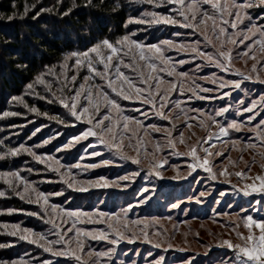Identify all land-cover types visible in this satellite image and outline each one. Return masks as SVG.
<instances>
[{
	"label": "snow or ice",
	"instance_id": "1",
	"mask_svg": "<svg viewBox=\"0 0 264 264\" xmlns=\"http://www.w3.org/2000/svg\"><path fill=\"white\" fill-rule=\"evenodd\" d=\"M91 2L92 0H86L85 6ZM135 2L150 5L154 9H160L165 5L178 7L171 8L167 14L155 10H143L138 17H129L125 27L130 23L178 26L190 29L191 32L183 34L175 32L174 35L187 36L199 32L203 41L195 39L177 43L172 39H163L157 43H145L134 38L136 31H132L115 40L102 38L83 49L69 50L58 65H46L45 69L37 73L33 81L26 86L39 100H44L48 104H58L64 110L63 113L41 112L38 107L24 103L21 96H14L12 100L24 103V107L29 112L55 121L64 127L75 128L80 125L79 131L72 134L62 145H57L55 150L57 152L69 150L81 141H86L87 143L82 145L84 154L101 157V161L62 163L56 156L38 154L35 151L62 135L59 132L43 139L42 143L30 146L20 143L17 147L9 148L0 159L26 153L38 164L45 165L47 169L59 174L68 189L85 193L94 188L130 187V183L124 182H134L141 176V172L145 171L141 167L144 160H148L144 179L149 176L162 178L161 169L169 161L163 156H158L157 153H162L166 148L170 149L173 155L189 158L188 175L197 169H202L210 180L217 181L223 178L228 184L232 183L231 177L234 175L238 178L239 184L232 185L233 189L242 193L244 197H253L247 202V206H239L235 220L224 224L235 233L238 242L232 239H219L216 246L227 251L216 260L210 261V264H264V173L252 175L251 164H246L247 171L230 172L228 166L216 171L213 158L224 156V153L211 150L216 148L218 143L230 144L233 149L241 152L249 149H264V116H261V111L264 110V94L249 101L236 98V105L225 101V98H233L234 90L247 95L248 90L243 86L244 82L253 80L251 73L246 74L233 67L234 59H244L245 64L247 60L254 61L251 72H256L255 80L264 84V79H261L257 71L258 64L264 68V63L260 62L264 59V0H135ZM252 9L259 11L252 12L250 11ZM68 11L70 12L71 9ZM64 15H68V12ZM9 19L12 17L10 16ZM202 43L206 47L210 46L214 51L201 48ZM229 45H244V47L234 55L233 47ZM171 50L191 53V61H195L197 57L201 58L203 63L197 64L195 66L197 69L211 65L224 75L212 73L210 78L200 77L214 87L198 84L188 71L178 68L189 63L190 60H173V57L168 55ZM36 85L43 86L44 94L35 90ZM204 93H217V95L208 96L203 95ZM193 100L225 102L209 113L202 107L190 105L189 102ZM245 113L248 115L245 116ZM0 115L10 117L21 113L4 111ZM181 116L185 118V127L188 129L199 127L205 132V136L198 138L196 143H188L183 128H177L175 123ZM257 116H261L258 121ZM153 121H167V124ZM253 121L256 122L253 124ZM245 128L254 135L247 139L233 137V133H241ZM40 131L41 128L37 127L31 135L35 136ZM153 133L162 135L152 137L153 150L149 152L145 138L152 136ZM192 135L195 133L193 132ZM161 140L164 143H161ZM178 144L184 145L185 151H179ZM98 146L113 152L122 161H130L137 165V169L119 175L115 180L102 175L96 179H77L73 169L87 172L101 165L114 163L111 159L103 158L102 151L97 150ZM126 148L132 149L135 155H129L125 151ZM201 152L203 155L200 154ZM258 154L264 156V152ZM84 158L83 155L79 156L81 161ZM225 159H228L229 166H238L230 156ZM239 159L243 161V156L241 155ZM261 168L264 169V165H261ZM62 169L66 171L62 172ZM27 170L33 171L32 168ZM180 178L177 170V175L172 179ZM0 179H3L21 200L35 204L40 209V211L9 209L10 213L22 211L25 215L37 217L44 224L50 225L47 231L43 232L21 227L20 223L3 224L0 227L7 235L35 245L51 257H63L72 264H89L81 255L85 253L87 247L86 255L97 258L91 264H101L100 258L104 257L108 258L109 264H114L112 255L116 251L115 246L121 241L127 240L131 244L142 235L145 242H152L149 228L157 224L158 220L156 218L149 220L147 217L130 219V214L135 208L151 199V195L147 194L154 193V187L143 185L137 189L138 198H136L137 194H134L136 203H128L126 207H121L119 212H107L98 207L86 211L79 207H63L61 204L52 203L50 197L63 196V190L40 191L31 181L25 179L19 170L0 171ZM6 194L5 191H0V197H5ZM207 194L201 191L199 196L204 197ZM253 194H259V198ZM219 195L223 197L225 193L221 191ZM69 199L65 197L66 201ZM196 203L200 204L202 201L196 198ZM171 207L178 208L179 205L172 204ZM219 215L231 214L219 213ZM167 219L171 220V216ZM84 224H103L106 227L91 229L79 227ZM241 227L245 231H240ZM70 233L72 235H69ZM155 234L160 235L161 232L158 230ZM89 240L105 241L112 247L98 251L87 245ZM9 246V244H0V248ZM153 246L160 247V244L156 243ZM169 247L172 245L169 244ZM205 247L211 246L205 245ZM33 259L36 260V264H53L51 259ZM161 260L163 257L156 260L155 264H161ZM0 264H30V261L0 260ZM132 264H135V261Z\"/></svg>",
	"mask_w": 264,
	"mask_h": 264
},
{
	"label": "trees",
	"instance_id": "2",
	"mask_svg": "<svg viewBox=\"0 0 264 264\" xmlns=\"http://www.w3.org/2000/svg\"><path fill=\"white\" fill-rule=\"evenodd\" d=\"M85 5L86 0H0V114L4 111L21 113V115L10 117L0 115V156H3L9 148L17 147L20 143L29 146L42 143L43 139L59 132L62 135L50 143H54L53 147L48 148V145H44L35 149L38 154L55 156L52 152L56 146L62 145L72 134L79 131L78 125L75 128L64 127L55 121L33 114L24 107V103H26L29 106L38 107L41 112L48 111L50 114L64 112L58 104H48L44 100H39L26 87L28 83L33 81L37 73L45 69L46 65H58L69 50L83 49L102 38L115 40L126 33L136 31V37L134 38L154 42L163 39L173 30L165 27L160 31L159 25H152L147 31H144L143 27L146 25L136 23L127 24V27H125L129 17H138L141 11L152 8L147 4L136 3L135 0H92L91 4ZM69 9H71L70 12ZM65 12H68V15H64ZM10 16L12 19H9ZM19 65H26V67H19ZM196 65L197 61L195 60L178 66V68L182 71H188L193 77H199L195 73L196 69L194 68H196ZM245 85L251 88L257 86V84L250 82H245ZM35 90L44 94L43 86L36 85ZM243 94L245 93L243 92ZM14 96H21L24 103L12 100ZM258 96V89L253 90L251 95H240L233 91V98H225V101L236 105V98L249 101L258 98ZM225 101L219 100L217 104L220 106ZM244 115L247 116V113ZM261 116H264V110L261 111ZM261 116H257L256 120L258 121ZM37 127H40L41 131L32 136V132ZM248 134L249 132L244 129L241 133H233V137L244 138ZM82 145L77 144V146L70 149L69 152L71 153L68 154V161L77 158L78 154L81 153ZM66 151H59L57 155H61ZM28 168H32L33 171L29 172ZM17 170L40 191L63 190L64 193L66 192L60 185V175L47 169L45 165L38 164L30 155L21 153L16 157L7 156L5 159H0V171ZM97 173H100V171ZM144 174L146 176V173ZM137 188H139L138 185ZM176 190H179L178 199H183L192 190L193 193L196 192V189L191 188L188 184H182L179 187L173 186L168 195V200H172ZM0 191L7 193L5 197H0V225L20 223L21 227L44 231L50 227L39 218L25 215L22 211H12L11 213L8 211L9 209L40 211V209L37 205L29 204L16 196L11 188L4 183L3 179H0ZM97 192L99 191L74 193L68 204L73 207L82 205L92 207L99 197H103V200H105L103 204L106 207L112 208L113 205V209H115L118 206V194L115 193L116 197L110 198V192ZM131 198L133 197L127 195L121 203L123 205L128 204ZM184 204L181 205V208ZM210 204H213L212 200L208 206ZM88 242H91V240ZM0 244L10 245L9 247L0 248V260L24 259L30 261V264H36V260L33 258H39L40 260L51 259L53 264H57V262L59 264H72L71 261H67L63 257H51L50 254L44 253L42 249L37 248L35 245L7 235L2 227H0ZM107 247L110 246L106 244L101 251Z\"/></svg>",
	"mask_w": 264,
	"mask_h": 264
},
{
	"label": "rangeland",
	"instance_id": "3",
	"mask_svg": "<svg viewBox=\"0 0 264 264\" xmlns=\"http://www.w3.org/2000/svg\"><path fill=\"white\" fill-rule=\"evenodd\" d=\"M178 7L175 5H165L164 7L160 9H154V8H148L149 10H155L160 11L164 13H168L171 8ZM252 12H258V9L251 10ZM146 26L143 27L144 31H147L151 26L144 24ZM160 31H162L165 27H168L169 29L172 28L173 30L170 31L167 36H165L163 39H172L173 41L177 43L181 42H189L195 39H201L203 41V37L200 35L199 32H197L195 35H180L176 36L174 35L175 32L180 33H188L191 32L190 29H183L179 28L178 26H172V25H159ZM203 29V25L201 26V30ZM161 39V40H163ZM147 41L145 43H157L160 40L151 42L148 40H142ZM215 43H218L214 41ZM247 43V42H246ZM201 48H204L208 51H214L210 46H205L204 43L200 45ZM229 47H233L234 55L237 51H240L243 49L244 45L239 46H232L229 45ZM171 50L168 53L170 56L173 57V60H179V59H186L190 60L191 53L183 52V51H177ZM174 55V56H173ZM246 59V58H245ZM191 61V60H190ZM197 64L203 63L202 59L197 57L196 58ZM261 63H264V59L260 61ZM254 61L247 60V64H245L244 59H234L233 61V67L235 69H239L242 72L248 74L251 73L253 76V80L251 81H245L250 83H255L257 86H254V88L244 86L248 92V95H251L253 90L258 89L259 95L264 94V84H261L255 80L256 72H251V67ZM193 66V65H191ZM194 67V66H193ZM196 69V74L199 75V77L194 76L196 79V82L198 84H201L206 87H214L212 84L206 80L200 79L201 76H208L211 77L212 73H216L217 75H220L219 70L216 69L214 66L207 65L203 67L202 69ZM257 71L259 73V76L261 79H264V68H261L258 64ZM222 75H224L222 73ZM238 78V77H236ZM254 81V82H253ZM244 82V83H245ZM235 92L239 93L240 95H245L243 92H240L239 90H234ZM175 95V94H174ZM203 95L208 96H215L217 94L214 93H204ZM181 99H184L181 97ZM229 99V98H227ZM219 100H193L190 101L189 104L193 105L195 107L199 106L202 107L206 112H213L215 108L219 107L218 103ZM125 104H128V102H124ZM237 103V102H236ZM215 105V106H214ZM248 115V114H247ZM238 120L240 117H236ZM219 119V118H218ZM161 124H167V121H153ZM177 128H183L185 138L188 140V143H196L197 139L200 137L205 136V132L199 128V127H193L192 129H188L185 127V118L181 116L180 119L175 121ZM195 124V122H193ZM79 128L81 127L78 125ZM247 130V128H245ZM195 133V135H192V133ZM161 133H153L152 136L146 137V148L149 152H152L153 150V144L154 140L152 137H160ZM254 134L249 133L246 135L243 139H247L249 137H252ZM190 137V139H189ZM91 139V138H90ZM55 141V140H54ZM51 143V142H50ZM48 144V148L53 147V144ZM86 141H81L80 144H86ZM127 143V141L125 142ZM161 143H164L163 140H161ZM79 144V145H80ZM77 146V145H75ZM74 146V147H75ZM242 146V145H241ZM178 150L183 152L185 151L184 145H177ZM97 150L102 151L103 158L111 159L114 161L113 164L109 165H101V167L96 169H90L87 172H84L80 169H73V173L76 174L77 179H96L99 176H105L106 178L110 180H115L117 176L124 175L126 172H131L133 170L137 169V165L132 164L130 161H122L118 157H116L113 152H110L107 149H104L103 146H98ZM213 152L221 151L224 153V156H215L213 158V164L215 165L214 170L219 171L221 168L228 166V171L234 172L237 170H244L247 171L246 164H251V174L256 175L258 173H264V169L261 168V165H264V156L258 154L261 152H264V149L257 148V149H249L245 150L243 152L239 150L233 149L232 145L230 144H222L218 143L216 148L211 149ZM67 150L66 152H63L61 155H57V152L55 149L53 150V154L61 159L62 163H91V162H100L101 157H92L90 155H85L83 149H81V153L78 154L77 158L75 160L68 161L69 158L68 154L69 152ZM89 151H91L89 149ZM125 151L129 155H135V152L132 149H125ZM143 151V149H142ZM203 155V153H200ZM84 156L85 158L81 161L79 160V156ZM158 156H163L168 159L169 163L167 165H164L161 169L163 173L162 178H158L155 176H149L147 179H144L146 171H147V165L148 160H144V163L141 167L145 169L144 173L141 174L142 177H137L134 182H124V183H130L131 186L128 188H94L90 189L88 192L85 193H91L95 191H99L102 193L110 192V198L116 197L114 195L115 193L119 196L118 199V206L114 208L112 205V208H108L105 206L103 197H99L92 207H85L84 205L80 206L79 208H82L86 211L94 210L96 207L100 208L103 211L107 212H119L121 207H126L128 204L123 205L121 202L122 200L129 195L130 197L134 198V194H137V189L141 188L143 185H147L150 188L154 187L155 192L149 193L147 195H151V199L148 200L146 204H142L139 207L135 208L133 213L130 214V219H144L148 218L149 220L156 218L158 220V223L155 225L150 226L149 233H150V240L151 243L145 242L143 240L142 235H140V238L136 239L133 243L129 244L127 240L121 241L119 245L115 246L116 251L112 255V260L114 261V264H132L133 261H135V264H155V261L163 257V260H161V264H188V262H191V264H210V261L216 260L217 257L221 256L227 249L217 247V241L219 239H232L234 242L236 241L235 233L231 231L230 228L225 227V222H229L236 219V213L239 211V206L244 205L247 206V202L251 200L253 197H244L242 193L236 192L232 185H238L239 180L234 175L231 177V184H228L224 182L223 178L212 181L208 178V174L205 173L202 169H197L195 172H193L191 175H188V168L187 163L189 162V158L185 156H176L171 154L170 149H164L162 153H157ZM241 155L243 156V161H240ZM230 156L233 161L237 162V167L229 166L228 159H225V157ZM151 157H149L150 159ZM66 159V160H65ZM254 159V163H253ZM118 167V168H116ZM123 168V169H122ZM177 170L179 171V174L181 176L180 179H172V177L177 175ZM62 172L66 171V169H62ZM100 173H97L99 172ZM192 181V184H191ZM56 182V180H54ZM59 182L61 187H63L66 192L63 196H53L50 197V201L52 203H58L61 204L63 207H73L72 205L68 204L71 200V196L74 193H80V192H74L71 189H68L67 186L62 182L61 178H59ZM150 182V183H149ZM189 182V183H187ZM182 184H188L191 188L196 189V194L192 191L188 192V194L183 199H178L177 195L179 193V190H176L174 196L172 197V200H168V195L170 194L171 190L174 187H179ZM137 185L139 188H137ZM65 186V187H64ZM179 189V188H178ZM195 191V190H194ZM201 191H205L208 193L204 197H200L199 193ZM223 191L225 195L221 197L219 193ZM97 192V193H99ZM90 195V194H86ZM95 195V194H94ZM256 196V198H259V194H253ZM97 196V195H96ZM57 197V198H56ZM65 197L70 198L68 201L65 200ZM84 198H87L86 196H82ZM61 198H63L61 200ZM131 198V200L128 203H136V198H138V194L136 198ZM196 198H199L202 203L197 204ZM53 199V200H52ZM59 199V200H54ZM212 200L213 204H210V201ZM58 201V202H57ZM86 201V199H84ZM183 201H185L184 204ZM85 203V202H84ZM207 203V204H206ZM172 204H178V208H172ZM184 206L181 208V205ZM231 204V207H228V205ZM104 205V206H100ZM142 207V208H141ZM210 207V208H209ZM207 211L208 214H207ZM219 213H230L231 215H225L221 216ZM171 216V220L167 219V217ZM219 221V222H217ZM175 225V227H174ZM79 227H84L86 229H91L94 227L104 228L106 225L100 224V225H91V224H84L79 225ZM37 232H43L44 230L41 229H34ZM160 231V235H156L155 233L157 231ZM47 231V230H46ZM240 231H245L243 227L240 228ZM198 234V235H197ZM69 235H72L71 233ZM139 235V232H138ZM88 242L87 245L92 246L93 249L97 248L98 251H101L102 248L105 247L107 242L105 241H95ZM160 244V247H154V244ZM169 244L172 245V247H169ZM205 245H210V248H206ZM112 247L111 245H109ZM109 247H107L105 250H107ZM102 250V251H105ZM87 247L85 250V253L81 254L82 259L84 261H88L89 264H91L92 261H95L97 258L95 256L89 257L86 255ZM151 253V254H149ZM101 264H109L108 258H100Z\"/></svg>",
	"mask_w": 264,
	"mask_h": 264
}]
</instances>
